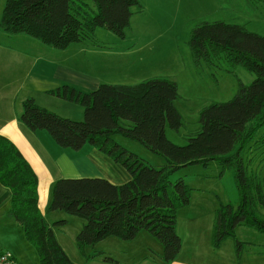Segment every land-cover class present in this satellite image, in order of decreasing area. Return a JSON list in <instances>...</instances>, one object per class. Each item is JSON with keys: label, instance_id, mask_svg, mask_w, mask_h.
<instances>
[{"label": "trees", "instance_id": "1", "mask_svg": "<svg viewBox=\"0 0 264 264\" xmlns=\"http://www.w3.org/2000/svg\"><path fill=\"white\" fill-rule=\"evenodd\" d=\"M248 1L255 8L264 7V0ZM134 8H142L140 0H7L0 28L9 35H26L65 50L75 43H92L99 27L125 39ZM188 44L196 63L226 70L242 66L256 78L250 85L241 83L230 101L203 108L200 130L185 146L167 138V124L177 132L185 126L176 106L178 84L168 78H151L133 86L103 84L92 92L64 85L49 92L84 108L81 122L61 117L34 99L24 102L20 120L31 131L48 132L63 149L93 147L131 175L123 185L102 178L54 183L49 211L85 220L76 244L86 257L88 246L109 237L132 241L147 232L162 243L161 259L175 261L182 248L176 227L178 211L190 204L192 189L183 179L172 185L171 176L188 166L207 167L213 161L222 173L233 171L239 193L237 206L223 204L215 212L213 248L237 238L239 226L264 233V36L243 25L203 22L193 29ZM114 135L140 143L166 164L159 168L148 164L117 143ZM0 183L11 191L7 215L24 230L39 264H75L42 212L36 171L2 135ZM244 245L236 239L238 257Z\"/></svg>", "mask_w": 264, "mask_h": 264}, {"label": "rangeland", "instance_id": "2", "mask_svg": "<svg viewBox=\"0 0 264 264\" xmlns=\"http://www.w3.org/2000/svg\"><path fill=\"white\" fill-rule=\"evenodd\" d=\"M140 1L142 8H134L133 11L136 14L131 20L132 27L126 30L127 37L125 39H120L111 31L99 27L92 43L87 41L81 42V44L84 45L83 47L97 45L118 52L130 51L133 53L120 57V64L126 62L128 65L133 63V66H136L130 68L132 70L131 76L114 75V71L121 70L108 69L111 64L112 66L117 65L115 59L113 61L108 59L107 64L102 63L107 65L103 71V77L107 81L121 82L135 78L139 80L137 83H141L154 77L176 81L180 94L176 106L183 117L185 126L177 132L167 124L166 134L172 143L185 146L188 144V139L200 130V112L203 108L215 103L230 101L237 94L241 83L250 85L256 78L253 73L242 66L234 69L227 68L231 71L229 72L222 68H211L205 62L196 63L192 58L188 44L193 29L203 22L224 21L243 25L248 31L264 36V7L255 8L248 0ZM88 49L91 50L92 48ZM82 55H88L90 60L92 58L84 49ZM112 74L113 76H108ZM74 107H79L84 111L81 106ZM63 114L71 118L76 116L74 111ZM83 119L84 116L79 120H71L81 122ZM113 139L152 166L159 168L166 164L163 157L152 153L136 141L121 135H114ZM91 148L93 147L85 146L84 151L91 153L93 152ZM118 167L127 173L123 166L119 164ZM89 176L94 175L89 173ZM179 179H183L192 189L190 204L180 209L177 217L176 227L178 235L182 239L183 252H185V256H191L193 249L201 246L205 253V256L201 258H207L209 249H213L212 233L216 210L223 204L230 203L237 206L239 203L234 173L232 170H226L222 173L220 165L213 161L207 167L193 165L175 172L171 176L172 185ZM46 219L50 225H53L56 239L65 246L68 256L87 263L86 258H84L86 256L80 253L76 244L77 236L83 228L85 220L64 212L51 211L46 215ZM61 220L67 221L65 226L54 224ZM12 221L16 222L15 220ZM18 229L24 233L21 227ZM236 235L237 238L231 237L224 242V249L226 247L228 249L229 245L234 255L236 254V264H259V258L264 259V233L247 226H239ZM236 239L245 243L240 257L237 256L236 252ZM115 241H120L121 247H114ZM104 245L109 246L108 249H99ZM34 250L38 256L35 248ZM100 250L115 256L121 261L119 264H155L151 259L144 262V254L153 256V258L160 257V259L163 255L162 243L147 232H141L132 241L119 238L105 239L94 246L87 247L85 253L94 254ZM181 254L179 253L177 257H181ZM113 256H110L109 259ZM134 259L137 260L135 263H133ZM98 261L89 263L108 264L110 262V264H117L114 261H105L106 263L103 260ZM198 261L206 262L204 259H198ZM158 263L162 262L158 261Z\"/></svg>", "mask_w": 264, "mask_h": 264}, {"label": "crops", "instance_id": "3", "mask_svg": "<svg viewBox=\"0 0 264 264\" xmlns=\"http://www.w3.org/2000/svg\"><path fill=\"white\" fill-rule=\"evenodd\" d=\"M5 2L6 0H0V19ZM130 27H132L131 24ZM83 46L81 43H75L65 50H58L26 35H9L0 28V135L10 139L36 171L39 178L40 205L45 218L50 212L53 185L60 179L102 178L114 185H123L131 180L128 171L124 173L118 167V163L100 151L93 148H91L93 150L91 153L84 151V148L81 150L63 149L55 143L49 133L46 131L33 132L20 120L23 102L27 99H34L39 106L61 117L82 119L84 111L79 107H74L79 105L49 93L64 85L84 92H92L103 84L129 86L140 84L135 78L118 82L107 81L103 77L108 59L111 61L115 59L117 64L109 65L108 69L121 70L114 71V75L131 76L130 68L136 66H133V63L128 65L126 62L120 64V57L133 53L118 52L97 45ZM83 49L91 55V60L88 55H82ZM104 62L105 64H102ZM108 76H113V74ZM73 111L76 112L75 118L63 114ZM89 173L94 176H89ZM10 203L11 191L0 183V253L7 251L12 254L18 264H39V257L34 247L26 240L24 233L18 229L20 228L18 224L7 215ZM110 238L117 237H109L107 240ZM60 244L68 254L65 246L61 242ZM121 244L120 241H115L114 247H121ZM108 247L104 245L99 249H108ZM224 248L222 245L217 250L209 249L208 257L201 258L205 256L201 246L195 247L191 256H185L182 247L181 257H177L173 262L165 263L160 257L153 258L148 254H144L146 260L143 259V261L148 262L147 260L151 259L155 264H159L158 261L162 262L160 264H236V254L234 255L229 245L228 249ZM86 255L88 257L81 256L86 258L87 263L70 258L75 264H88L97 262V260L105 262L106 257L113 256L104 250L94 254L86 252ZM261 258H259V264H264V259ZM198 259H204L206 262H199ZM111 261L121 263L115 256L111 258ZM136 261L134 259L133 263Z\"/></svg>", "mask_w": 264, "mask_h": 264}, {"label": "built area", "instance_id": "4", "mask_svg": "<svg viewBox=\"0 0 264 264\" xmlns=\"http://www.w3.org/2000/svg\"><path fill=\"white\" fill-rule=\"evenodd\" d=\"M0 264H18L15 258L10 253L0 254Z\"/></svg>", "mask_w": 264, "mask_h": 264}]
</instances>
